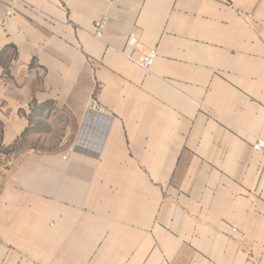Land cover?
I'll return each mask as SVG.
<instances>
[{"label": "crops", "instance_id": "0c3cea01", "mask_svg": "<svg viewBox=\"0 0 264 264\" xmlns=\"http://www.w3.org/2000/svg\"><path fill=\"white\" fill-rule=\"evenodd\" d=\"M0 264H264V0H0Z\"/></svg>", "mask_w": 264, "mask_h": 264}, {"label": "built area", "instance_id": "2783aa9c", "mask_svg": "<svg viewBox=\"0 0 264 264\" xmlns=\"http://www.w3.org/2000/svg\"><path fill=\"white\" fill-rule=\"evenodd\" d=\"M103 20H98L93 23V32L95 35H100V32L103 27ZM128 45L130 46H137L138 42L136 41L135 37L131 36L127 40ZM156 56V50L152 48L144 49L141 53V55L138 57L137 61L139 64L144 68L148 69ZM93 106L97 107L98 109H101V107L97 106L96 103L93 102ZM253 148L256 150H261L263 147L259 143H256L253 145Z\"/></svg>", "mask_w": 264, "mask_h": 264}]
</instances>
